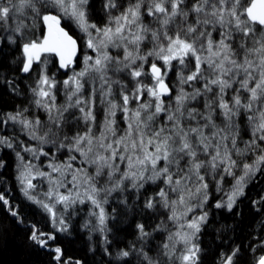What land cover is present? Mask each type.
Instances as JSON below:
<instances>
[{
	"label": "snow or ice",
	"instance_id": "obj_1",
	"mask_svg": "<svg viewBox=\"0 0 264 264\" xmlns=\"http://www.w3.org/2000/svg\"><path fill=\"white\" fill-rule=\"evenodd\" d=\"M88 3L89 0H0V45L19 47L23 73L32 71L34 63H43L41 57L45 53L58 56L62 69L73 63L77 42L60 26L62 17L47 11L49 9L74 20L89 37L87 47L96 53L95 57L86 55L83 68L63 81L67 101L60 107L55 105L53 93L56 82L46 71L38 75L31 91L36 97L35 105L48 113L43 134H38L39 118L23 119L22 112L7 114L3 123L19 122L29 130L31 139L79 153L83 162L93 167L91 174L87 169H74L71 161L76 156H70L63 165H48L52 173H58L63 179H54L51 173L43 171H37L36 175L48 177L50 188L45 195L65 208L77 200L84 203L80 199V188L84 187V197L99 209L98 225L102 233L106 230L107 217L101 205L107 202V196L129 186L139 191L145 184L163 183L165 187L143 206L148 210H155L157 205L167 209L170 213L167 219L176 225L175 230H168L163 222L153 229L167 231L165 241L153 256L149 255L151 249L145 250L146 238L151 233L144 224L138 223L135 228L140 246L132 244L128 250H119L116 259L130 264L126 258L135 255L139 264H199L200 247L195 240L207 213L182 221L193 211V198L198 205L207 202L206 175L214 177L220 171L233 175L232 169L237 166L233 154L244 156L260 149L253 163H243L244 174L236 179L226 204L215 205L217 208L226 206L231 211L236 198L243 195L246 178L254 176L264 165V0H130L127 6H120L117 15L111 12L118 8L116 0H107L104 8L108 10V21L104 27L88 21ZM145 17L151 20L145 23ZM37 20L42 21L46 33L41 40L27 39V32ZM90 30L95 31V37ZM213 32L218 39H213ZM145 42L152 47L142 53L141 46ZM109 46L122 48L123 57L111 56L107 51ZM150 57L163 63L158 66L149 61ZM173 61L184 67L191 64L192 68L186 76L181 71L179 92L174 103L166 106L164 97H172V90L165 83V76L173 67ZM146 64L150 71H145ZM121 75L133 83L132 89L128 90L121 79L113 78ZM141 77H149L151 83H144ZM89 82L93 86L86 100L81 93ZM185 84L192 89L190 92L184 89ZM197 84L200 86L196 87ZM114 85L118 86L120 102L114 98ZM229 90L231 96L226 99ZM97 92L106 109L99 134L93 135L89 126L83 134L77 132L69 138L64 126L70 120L82 119L85 124H95L93 108ZM244 93L247 95H242ZM201 98L204 111L188 107L190 102ZM132 102L136 103L135 108L129 107ZM73 108L81 114L79 118L70 112ZM117 110L124 114L126 122V128L119 135L115 121ZM161 114H164V122L159 120ZM217 116L222 117L221 125L215 122ZM241 117L247 121L250 132V139L244 141L243 148L237 144ZM0 144L13 146L8 138H0ZM25 150L36 155L35 149ZM40 154L47 155L42 149ZM120 164L125 165L123 171ZM33 167L29 162L19 176L20 183L25 185L24 195L51 215L54 227L58 223L61 226L58 230L66 231L64 219L57 220L55 204L45 203L30 194L29 190L35 187L30 179ZM65 181L73 185L75 196L71 191L67 195L58 191L60 187H67ZM0 201L8 204L3 195ZM12 215L17 213L13 211ZM28 238L41 249H47L49 241L56 239L55 235L43 233L35 226ZM238 252L239 248L224 257V264H233ZM54 253L59 264L61 248L56 247ZM105 253L112 255L107 248ZM255 264H264V255H260Z\"/></svg>",
	"mask_w": 264,
	"mask_h": 264
},
{
	"label": "trees",
	"instance_id": "obj_2",
	"mask_svg": "<svg viewBox=\"0 0 264 264\" xmlns=\"http://www.w3.org/2000/svg\"><path fill=\"white\" fill-rule=\"evenodd\" d=\"M103 0H90L91 6H87V18L90 23L102 27L106 24L107 15L100 13V4ZM127 0H116L118 8L124 6ZM52 13L60 15L63 19V26L76 37L78 42H81V33L70 25V19L63 16V13H58L55 10L49 9ZM115 15V14H113ZM151 19L145 17V23ZM26 23H31L26 20ZM11 23V21H10ZM44 31V26L41 20H37L30 32H27V39L41 40ZM95 33L94 30H90ZM80 33V34H79ZM84 36V35H83ZM85 38V36H84ZM213 39H218L213 32ZM81 51L82 47L79 46ZM152 47L151 44L145 42L141 46V52H145ZM0 138H8L12 143L9 148L5 144H0V195L8 201L4 204L0 201V264H58L54 259V249L60 247L62 257L59 264H125L123 260L116 259V253L121 250H128L130 245L136 244L140 246L141 241L138 240V234L135 225L142 223L147 231L151 233L146 238L145 250L151 249L149 255L155 256L158 246L165 241L167 231H153V229L163 222L168 230H175L176 225L168 221L170 215L167 209L157 205L155 210L144 208V202L156 196V193L161 187H165L159 181L156 184H145L139 191L132 189L130 186L123 191L112 192L107 196V202H102L106 214V230L99 231L98 213L96 208L90 201L84 197V187L80 188V199L84 203L77 200L75 203L69 204L65 208L63 204L56 203L54 199L49 200L45 195L50 188L48 177H40L36 175L37 171L51 173L54 179H63L58 173H52L48 167L50 163L63 165L69 161L70 156H76V159L71 161L74 169H87L91 174L93 167L85 164L84 158L79 153L69 152L67 148H57L51 142L41 143L38 140L31 139L29 130L24 129L19 122L9 121L4 124L7 114H16L22 112L23 119L35 120L39 118L41 121V129L38 134H43L44 125L48 122V113L43 108H38L34 100L31 88L35 87L37 77L42 71H46L50 79L56 82V87L53 89L55 95V105L60 107L67 101L63 81L68 79L70 74H66L59 66L58 56L55 54L45 53L41 61L43 63L33 65L32 71L23 73L22 57L18 46L16 45H0ZM89 55V51L85 52ZM110 51V54L116 55ZM113 56V57H114ZM80 58V57H79ZM77 59L80 61V59ZM149 61H154L153 57ZM157 65L163 62L155 60ZM79 63V62H78ZM173 67L165 76V83L172 90V97L165 96L164 101L167 106L174 103V98L178 94L180 84L178 76L183 71L186 76L189 74L192 65L187 67L179 65L173 61ZM187 63V61H186ZM81 69V68H80ZM145 71H150L148 64L145 65ZM163 71V69H162ZM127 84L128 90L133 88V83L123 75L117 77ZM144 83H151L149 77L140 78ZM10 82V83H9ZM85 84L81 93L84 99L90 98V93L93 85ZM199 87L200 85H195ZM98 88L99 85H96ZM186 91L192 89L189 85H183ZM114 98L120 102L118 95V86H113ZM242 95H247L246 93ZM231 96L229 90L228 99ZM99 92H97L96 103L93 108V113L96 117L94 125L85 124L82 119H72L64 126V133H67L69 138L77 132L83 134L88 127H92L93 135H98L100 128L103 125L106 109L100 103ZM203 98L197 101H192L188 107L198 108L204 111ZM130 108H135L136 103L132 102ZM26 109V111H25ZM75 116L79 118L81 114L75 108L70 109ZM55 115V110H53ZM68 116V113H65ZM218 125L222 123V117H214ZM160 122H164V114L159 118ZM117 134H121V130L126 128L124 114L117 110L115 115ZM195 124V121L191 122ZM240 138L237 141L238 147H244V141L250 139V132L247 130V121L241 117L240 123ZM63 133L61 134V139ZM65 143H68L66 141ZM31 148L36 150V155L33 152L25 149ZM43 150L47 155L40 154ZM19 153V156L17 155ZM260 153V149L254 152H248L244 156L233 154V159L237 161V166L232 169L233 175H228L222 171L213 175H206L205 180L208 183V199L206 203L198 205L195 198L191 201L193 211L188 212L184 221L194 219L207 213V219L201 225V231L197 234L195 242L200 247L199 264H224V257L231 254L233 250L239 248V252L233 258V264H255V260L260 255H264V165H261L260 171H257L254 176L246 178V183L243 186V195L236 198L231 211L227 207L217 208V203L226 204L228 195L231 194L236 184V179L242 176L243 163H253L256 155ZM21 157L23 159L21 160ZM38 157V158H37ZM29 162L34 166L32 169V184L35 186L29 192L36 199L42 200L45 203L55 204L54 211L56 212L57 220L63 218L67 225L66 231H59L61 227L58 223L53 226L52 217L40 205L29 200L23 192L25 185H22L19 180L20 173L25 171L24 166ZM121 171L125 165H119ZM222 177V178H221ZM70 180V177L68 178ZM103 180L101 184H103ZM67 187H60L58 191L61 194L67 195L69 191L75 196L76 190L73 185L65 181ZM128 183V182H126ZM100 186V185H98ZM103 195V194H102ZM171 198H175L174 195ZM124 201H127L125 204ZM17 213L16 216L12 212ZM95 212L97 215H92ZM87 225V226H85ZM33 226L43 233L55 235L56 239L49 241L47 249H41L28 238ZM107 237V242H105ZM105 248L112 253L111 256L105 253ZM51 249V251L49 250ZM130 264H139V260L135 255L126 258Z\"/></svg>",
	"mask_w": 264,
	"mask_h": 264
},
{
	"label": "rangeland",
	"instance_id": "obj_3",
	"mask_svg": "<svg viewBox=\"0 0 264 264\" xmlns=\"http://www.w3.org/2000/svg\"><path fill=\"white\" fill-rule=\"evenodd\" d=\"M130 2V0H127L126 2H125V5L124 6H127V4ZM107 3V0H103L102 1V3L100 4V13L102 14V15H105V11L107 12L106 13V17H107V19H108V10H106L105 8H104V5ZM89 6H91V2H90V0H89ZM88 6V7H89ZM111 12H112V14H115V15H117V14H119V10L117 11V12H115V9H111ZM52 14H56V13H52ZM58 15V14H57ZM151 19V18H150ZM63 20V19H62ZM70 25L71 26H73L77 31H79L80 33V35L82 36V40H81V42L79 43L78 42V40L76 39V37H74L76 40H77V43H78V53H77V56L75 57V58H73V63L67 68V69H63L64 70V72H66V74H70L69 76H72L73 75V73L74 72H78V71H80L82 68H83V66H84V57L86 56V53L85 52H90L89 53V55L88 56H93V57H95L96 56V53L92 50V49H90V48H88L87 47V41H88V35L85 33V32H83L79 27H78V25L75 23V21L74 20H71L70 22ZM106 23H107V21H106ZM105 25H103L102 27H104ZM98 27V26H97ZM65 28V27H64ZM70 33V32H69ZM72 35V34H71ZM85 36V38H84V36ZM92 35H93V37H95L96 36V33H92ZM79 46H81L82 47V51H81V49H80V47ZM111 49H112V51H114L115 53H116V55L114 56L113 54H110V51H111ZM107 51L109 52V54L111 55V56H114V58H122L123 57V49L122 48H115V47H111V46H109V48L107 49ZM114 53V54H115ZM43 56V55H42ZM80 57V58H79ZM80 59V61H78L77 59ZM41 59H42V57H41ZM58 59H59V57H58ZM79 62V63H78ZM35 64H37V63H34L33 65H35ZM148 66H149V64H148ZM150 67V66H149ZM81 68V69H80ZM114 79H116L117 77H113ZM57 85V84H56ZM87 85H92V83L91 82H89ZM96 85H99V83L97 82L96 83ZM99 100H100V98H99Z\"/></svg>",
	"mask_w": 264,
	"mask_h": 264
},
{
	"label": "water",
	"instance_id": "obj_4",
	"mask_svg": "<svg viewBox=\"0 0 264 264\" xmlns=\"http://www.w3.org/2000/svg\"><path fill=\"white\" fill-rule=\"evenodd\" d=\"M44 26V25H43ZM62 28H64V26H63V20L61 19V25H60ZM65 29V31H67L68 32V34L70 35V36H72L70 33H69V31L66 29V28H64ZM46 33V27L44 26V31H43V35ZM43 35H42V38H43ZM41 38V39H42ZM72 38L74 39V40H76L73 36H72ZM76 42H77V40H76ZM77 53H78V43H77V51H76V55H75V57L77 56ZM74 57V58H75Z\"/></svg>",
	"mask_w": 264,
	"mask_h": 264
}]
</instances>
